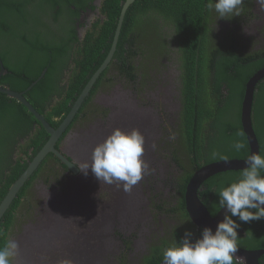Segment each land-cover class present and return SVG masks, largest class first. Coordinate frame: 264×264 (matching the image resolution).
Here are the masks:
<instances>
[{
	"label": "flooded vegetation",
	"instance_id": "1",
	"mask_svg": "<svg viewBox=\"0 0 264 264\" xmlns=\"http://www.w3.org/2000/svg\"><path fill=\"white\" fill-rule=\"evenodd\" d=\"M86 1V3H81V0H71V2L64 3L62 0H57L58 5L57 3L52 5L48 0H30V5L27 8V20L31 23H27L22 27L23 29L33 30L46 42L55 44L64 42L67 45L65 57L68 56L70 61H68L67 70L63 73L65 79L68 78L67 75L65 76L67 72L77 69L73 59L77 50L84 49L88 44L90 47L98 44L99 48L96 49L99 50L98 56H101L106 55L105 46L108 43L110 45L107 55L112 47L114 36L111 42L109 37L105 44L100 39L92 41L86 37V34L90 32L92 35L99 34L95 32L97 26H93V24L97 20H101L99 26L104 23L105 13L102 12V6L105 0ZM52 7L54 8L52 9ZM243 8L241 16L231 19L216 18L210 25L213 28L211 38L214 45L211 47L212 49H215L216 45L222 46L224 42H227L225 40H231L232 36L235 37L234 43L239 49H244L246 45L255 50L261 48L264 43V5L259 3V0H245ZM58 9L60 16L56 19L57 21H54V15ZM31 17L36 19L30 20ZM234 19L237 20L234 21ZM118 20L119 16L116 27ZM42 21L46 28L41 26ZM158 24L162 25L161 31L168 36V30L171 28L166 25L164 28L162 20L158 21ZM158 24L156 23L155 27H159ZM172 31L173 29L169 34H172ZM127 34L123 46L125 52L122 53L121 59H127V55L134 54L135 66L130 69L136 70L134 78H126V74L122 70H118L117 66L122 64V60L118 61L113 54L88 95L76 110L71 122L55 142L56 152L73 165L77 172H73L55 154L47 155L35 170V174L33 173L34 177L31 181L29 180L33 175L29 178L25 194L10 213L13 216L9 217L6 225L3 226L5 241L14 240L19 245L18 255L14 258L13 264H60L64 259H70L73 264H158L161 261L158 262L159 258L163 257L165 242L177 239V236L172 232L181 233L186 230L184 225L178 221L176 210L180 204L178 201L182 198L180 180L184 172L188 173L189 166L182 167L177 160V155L174 154L177 153V149H181L180 137L184 128L182 113L185 97L183 95L184 61H181L182 54L178 46H175L176 42L173 41V46L170 44L169 48L170 50L174 49L172 57L169 60H167L168 57L160 60L156 56L159 54L157 46L151 45L153 48L151 47L150 51L137 27L131 28ZM230 34L231 36H229ZM159 36H157V40H161ZM138 38L140 46L136 44ZM162 38L165 39V37ZM3 46L6 44L4 43ZM116 49L117 45L115 51ZM153 50L156 51L153 52ZM148 55H153L158 59H146L145 56ZM86 56L88 59L95 60L97 58L96 60H98V56L92 57V52ZM96 60L86 59L89 67L87 74L90 73ZM97 70L94 73L91 72L90 78L86 74L85 80L78 79L74 89L77 90L72 93L71 99L67 102L68 111L65 112L63 118L62 114L57 116L56 119L60 122L58 121L55 127L51 126L46 117L52 108L49 106L50 101L42 99L39 100V103L35 102L44 112L41 114L33 107V103L31 104L25 99L36 113L41 115L52 128L57 129L70 114L77 98ZM78 71L80 72V70ZM104 72L105 74L101 76ZM143 74L145 75L143 76ZM142 80H146V83H141ZM9 82L11 83L12 80ZM49 85V81L44 84V86ZM31 88H24L20 93H23L25 97ZM8 89L12 90L13 88ZM62 94V99H64L70 92L65 91ZM54 98V101H62L57 96ZM9 108L8 112L14 114L12 106ZM228 109L230 110V108ZM4 110L5 108L0 110V113ZM26 110L30 113L27 108ZM30 114L36 119L32 112ZM11 116L10 114L6 115L5 119L1 121L0 127L6 121L7 126L11 127V121L14 120L9 121ZM16 116L18 115L16 114ZM24 118L28 121L26 117ZM19 122V127H22L21 120ZM31 126V132L27 134V139L36 132V127L40 128L36 123ZM117 128L124 132L138 129L145 138L143 159L149 164L150 170L130 192H125L122 185L117 187L100 183L91 169L87 171V174L79 169L84 163L91 162L94 147L103 142ZM207 133L209 134L208 138L218 135L217 131L209 130ZM19 139L20 137L17 138V140ZM48 139L45 138L42 141H45L44 145ZM20 144H24V139L20 140ZM220 146L216 145V148L219 149ZM42 147L33 155L34 148L28 151L27 154L31 157L27 159V166ZM9 150L10 148L6 151L9 153ZM204 156L205 162L214 158L208 150ZM8 159L5 160L6 163L9 162ZM16 159L17 157L14 158V160ZM5 162L0 160V188L7 184L6 179L9 180V177H5L6 172L12 173L11 165ZM203 162L204 160L199 161V163ZM198 169L200 168L192 169L194 171L192 175ZM2 171L5 174H1ZM13 175L16 176V174ZM202 185L198 191L211 194L208 198V206L212 211L207 209V206L197 195L198 199L208 214L214 217L221 210L219 202L217 204L213 202L212 195L215 188L202 187ZM185 193L183 203L186 212ZM214 210H216L215 213ZM249 227L252 226L249 224ZM194 228H192L195 232L193 233L198 237L199 230L195 226ZM52 229L59 233L45 246H38L36 245L38 242L30 243L28 241L32 234ZM238 234L240 236L239 248L250 251L260 250L248 248V245L253 244L255 240L253 233H246L244 227L241 226ZM177 235L179 234L177 233ZM26 236L27 238L23 239ZM90 248L93 250L92 254L85 251ZM41 249H45V252L39 253ZM77 250H84L85 254L77 258L74 256V252ZM154 259L156 260L154 261ZM258 262L264 264L263 259H259Z\"/></svg>",
	"mask_w": 264,
	"mask_h": 264
},
{
	"label": "trees",
	"instance_id": "2",
	"mask_svg": "<svg viewBox=\"0 0 264 264\" xmlns=\"http://www.w3.org/2000/svg\"><path fill=\"white\" fill-rule=\"evenodd\" d=\"M62 1L64 3L71 2V0ZM124 1L125 0L103 1L102 12L105 13L104 23L99 26L98 24L101 20H97L96 23L93 24V26H97V31L95 32L99 34L93 33L95 35H92L90 32L86 34V37L92 41L100 39L103 44H105L110 37L111 42L115 33L117 18L120 15L119 12ZM48 2L54 5L57 3V0H48ZM86 2V0H81V3ZM207 2L208 0H136L129 6L125 13L117 49L114 53V57L119 61L122 53L125 52L123 46L128 36L127 33L131 31V28L133 29L136 27V20L139 17H145L144 19L146 20L144 24L151 20H154V23L158 24V21L161 22L162 20L164 28L166 25L173 29L172 34H169L170 29L168 30V36H166V34L161 31L162 25L158 24L159 27H155L152 40L147 41L144 28L137 27V30L141 33L143 40L145 39V43L149 49L152 47L151 45L157 46L159 54L156 56H158L160 60L167 57V60H169L170 57H172L174 49L170 50L169 48L171 45L173 46V41H175L177 44L175 46H178L182 54L181 61H184L183 95L185 98L182 113L184 128L182 130L183 134L180 137L181 149H177V153L175 152L174 154L177 155V160L180 162L181 166H189V169L188 173L184 172L180 180L181 183L179 186L182 198L178 201L180 204L178 205L176 214L178 221L184 225L186 230L192 232H194L193 229L195 228L184 210L183 203L186 184L194 172L192 169L196 167L201 168L208 163L225 161L216 157L211 161L205 162L206 159L204 155L207 150L211 155H213V153H219L220 155L226 156L227 160H240L247 157L249 147L240 122L241 104L247 82L254 74L264 69V43L258 50L251 49V47L249 48L247 45L244 49H239L234 43L235 37L232 36L231 40L226 38L230 41L225 40L227 42H224L222 46L216 45L217 47L215 49L211 48L214 42H212L213 39L211 38L213 36V28L210 25L214 23L216 18L219 19V17L214 11H209L207 9ZM29 5L30 0H0V59L2 66L7 71V74L1 77L0 84L4 88H13L12 90L14 92L20 93L24 88H28L35 83L45 70L42 79L32 86L25 94V98L29 103H33V107L41 114L44 112L36 103H39V100L42 99H46L48 102L50 101L49 106L52 108L46 117L51 126L55 127L59 121L56 119L58 118L57 116L62 114L63 118L65 112L68 111L67 102L71 99L72 93L77 90H74L76 88V82L79 78L85 80V75L89 70L86 59L90 61H95L97 59H88L86 55L92 52L93 58L98 56L99 50L96 48H99V46L95 44L90 47L88 44L84 49L77 50L76 55L73 57L77 69L67 72L65 76L67 75L68 78L65 79L63 73L67 70L68 61H70L68 56L65 57L67 45H65L64 42L58 44L46 42L33 30L22 28L30 22L27 20V8ZM54 7H52V9ZM59 12L60 10L58 9L54 15V21H57L56 19L60 16V14L58 15ZM29 19L35 20L36 18L31 17ZM235 20L237 19H234V21ZM41 26L46 28L43 21L41 22ZM19 27H21V30H19ZM158 33L161 34V36H159ZM72 36L75 38L74 35ZM157 36H159L161 40H157ZM229 36H231V34ZM162 37H165V41ZM4 43L6 46H3ZM136 44L140 46L139 38L136 40ZM109 45L110 43L105 46L106 55L109 50ZM218 48L221 49L219 50ZM154 51L156 50H153V52ZM106 55L98 56V60H96L94 66L91 68L90 73L87 74L88 78H90L91 72L94 73V71L97 70ZM130 55L131 54L127 55L128 60L122 58V64L117 66L118 70H122V72L126 74V78H134V72L136 71L130 70L135 66L133 62L135 56L134 54ZM145 58L158 59L153 55L145 56ZM97 62L98 64L96 65ZM156 67H158V65H156ZM78 70H80V72ZM104 74L105 72L101 76ZM144 75L145 74H143V76ZM9 80H12V82L10 83ZM48 81L50 85L44 86ZM141 83L145 84L146 80H142ZM65 91L70 92V94L67 98L62 99V93ZM56 96L62 101H54V97ZM53 102H55V104H53ZM9 106H12L14 114L8 112L10 109ZM4 108L5 110L0 113V125L1 121L5 119L8 114L12 115L9 121L12 119L14 120L11 121V127L7 126V121L0 127V160L5 162V160L9 158V162L5 163L11 165L12 173L6 172L5 177H9V180L6 179L7 184H4V187L0 188V202L11 184L26 169L27 159L31 157L27 154L28 151L34 148L32 151L33 155L44 145L45 141H42L49 137L44 128L22 104L0 93V110ZM228 108H230V110ZM16 114L18 116L15 117ZM24 117H26L28 121H26ZM19 120L22 122V127H19ZM34 123L39 125L40 128L36 127V132L27 139V134L31 132V125ZM251 123L258 142L259 154L264 156V80L257 84L254 91ZM209 130L217 131V137L208 138L209 134L207 132ZM18 137H20L19 140H17ZM22 139H24V144H20V140ZM236 140H241L245 144L244 149L240 152H236L232 147L233 142ZM216 145L218 147L221 146L217 149ZM8 148H10L9 153L6 151ZM15 157H17L16 160H14ZM202 160H204V162L199 163V161ZM44 162H46V160H44ZM4 169L6 168L4 167ZM241 173L242 171H228L216 174L207 179L202 187L210 186L215 188L212 197L213 202L217 204L219 199L217 193L219 189L232 182H236L240 178ZM1 174H5V172L2 171ZM13 174H16V176ZM33 177L34 175L29 181H31ZM29 181L24 185V189L17 195L2 218V222H0V245L6 242L3 226L6 225V221L9 217L13 216L10 213L16 206L15 204L19 203L20 198L25 194ZM209 195L211 194L198 191L200 200L204 202L209 211H212L208 206ZM215 212L216 210H214V213ZM249 224L252 227H249ZM241 226L244 227L246 233L251 232L255 237L253 244L248 245V248L264 249V219L254 220L245 224L241 223ZM184 232V230L181 233L172 232L177 236V239L174 241L167 240L163 247L166 249L178 243ZM177 233L179 235H177ZM198 234L200 235V230L197 232V235ZM156 259H154V261ZM261 259L264 261V256L261 257ZM160 260L162 261L163 257H160L158 262ZM234 264L237 263L234 261Z\"/></svg>",
	"mask_w": 264,
	"mask_h": 264
},
{
	"label": "clouds",
	"instance_id": "3",
	"mask_svg": "<svg viewBox=\"0 0 264 264\" xmlns=\"http://www.w3.org/2000/svg\"><path fill=\"white\" fill-rule=\"evenodd\" d=\"M244 3L245 0H208L206 7L219 19H231L241 16ZM259 3L264 5V0ZM144 145L145 138L138 129L130 132L114 129L94 147L91 162L79 169L85 174L91 169L100 183L122 185L125 192H130L150 170L143 159ZM232 147L240 152L245 144L236 140ZM218 155L213 153L214 158ZM219 158L227 160L223 155ZM245 165L240 178L221 187L217 193L224 216L217 222L215 231L206 226L196 237L192 231L185 230L178 243L163 250V264H234V259L238 262L241 223L264 219V156L252 153ZM18 251L19 245L14 240L0 245V264H13ZM60 264H73V261L64 259Z\"/></svg>",
	"mask_w": 264,
	"mask_h": 264
},
{
	"label": "water",
	"instance_id": "4",
	"mask_svg": "<svg viewBox=\"0 0 264 264\" xmlns=\"http://www.w3.org/2000/svg\"><path fill=\"white\" fill-rule=\"evenodd\" d=\"M136 0H125L122 4L118 24L114 33V39L112 42V47L104 61V63L100 66V68L97 70V72L92 76L86 87L83 89L79 97L77 98L74 106L72 107V110L70 114L64 119L62 124L57 128L54 129L50 126V124L38 113H36L33 109V107L26 101L23 93L14 92L10 89L3 88L0 86V93L6 95L8 98H12L23 104L30 113L32 112L36 119L39 121L41 126L44 128L46 133L49 135V139L46 142V144L42 147V149L38 152V154L32 159V161L28 164L27 168L24 170V172L19 176V178L13 182V184L8 188L7 193L3 197L2 201L0 202V221L4 214L7 212V210L10 208L11 204L21 191L22 187L27 183L29 178L33 175L37 167L40 165L41 161L50 153L55 154L62 160L63 163H65L70 169H72L73 172H77V169L74 168L73 165H71L65 158H63L59 153L56 152L54 149V145L56 140L62 135V133L65 131L69 123L71 122L73 116L76 113V110L80 107L86 96L88 95L90 89L92 88L93 84L95 83L96 79L99 77V75L102 73V71L105 69L107 64L109 63L110 59L112 58L115 47L117 45V41L121 32L122 22L125 16V13L130 5H132ZM7 74V71L4 69V67L1 64L0 61V78ZM45 74V71L42 73L41 77ZM41 77L30 87L34 86ZM264 80V69L258 71L256 74H254L249 81L247 82L245 86L244 91V97L241 104V113H240V122L241 127L243 130V133L246 136V140L248 143L249 151L248 155H251L252 153L259 154V146L256 139V136L254 134L252 123H251V109H252V101H253V95L255 88L259 82ZM29 87V88H30ZM240 159V160H226V161H219L212 164H208L206 166L201 167L198 169L190 178L187 186H186V193H185V203H186V212L188 215L189 220L191 223L198 229L201 230L208 226L215 231L217 222L223 219L224 216V210H220L216 216L211 217L204 206L200 203L198 199V190L200 186L210 177L225 173L228 171H242L246 165L245 160L247 159ZM55 231V232H54ZM59 231L52 229L47 232L42 233H34L31 235V238H29V242L32 243L33 241L38 242L36 245L38 246H45V244H49V242L52 240V238L57 235ZM24 237L23 239H26ZM93 248V247H92ZM92 248L85 250L87 253L92 254L93 250ZM84 250H77L74 252V256L77 258H80L81 255L85 254ZM45 252V249H41L39 253ZM238 262L236 259H234L235 263L237 264H259V259L264 256V249L260 250H245L238 247V251L236 253ZM90 264V263H88ZM158 264H163V260L160 261Z\"/></svg>",
	"mask_w": 264,
	"mask_h": 264
},
{
	"label": "rangeland",
	"instance_id": "5",
	"mask_svg": "<svg viewBox=\"0 0 264 264\" xmlns=\"http://www.w3.org/2000/svg\"><path fill=\"white\" fill-rule=\"evenodd\" d=\"M144 18L145 17H139L136 20L135 26L136 27H143L144 28V31H145V34H146L145 35L146 36V39L147 40H152V38H153V32L155 31V23H154V20L148 21V22H146L144 24V22L146 20Z\"/></svg>",
	"mask_w": 264,
	"mask_h": 264
}]
</instances>
